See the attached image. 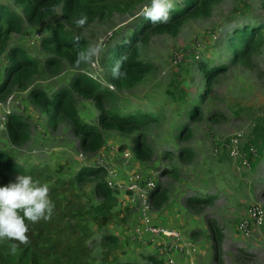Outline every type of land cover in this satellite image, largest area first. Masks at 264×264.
Masks as SVG:
<instances>
[{
	"label": "rangeland",
	"instance_id": "obj_1",
	"mask_svg": "<svg viewBox=\"0 0 264 264\" xmlns=\"http://www.w3.org/2000/svg\"><path fill=\"white\" fill-rule=\"evenodd\" d=\"M173 2L177 5L181 0ZM1 3L19 13L13 0H0ZM145 4L146 2L140 4L130 13L114 12L109 16L96 17L83 28H68L84 38L90 48L102 46V52L94 55L82 71L100 81L104 87L110 86L104 80L107 52L134 28ZM62 22L61 11L57 9L43 27H26L21 34L12 36L9 45L24 49L28 55L42 62L46 55L40 48V38L37 40L36 33L42 36L49 28ZM253 24L262 27L259 49L253 52L245 64L239 62L231 65L227 72L218 76L206 99L200 104L202 116L190 122L189 107L198 102L199 95L205 89L199 65L205 64L210 68L228 64L231 55L226 45L231 32ZM174 57L179 59L176 65L173 63ZM141 60L149 64L151 69L142 84L129 90L109 89L116 96L114 105L120 113L140 110L155 115L158 118L156 123H149L129 136L116 131L105 132L103 149L97 155L86 154L79 148L78 139L71 133L68 123L61 122L57 130L52 131L47 126L46 117L34 107L28 97L30 89L40 88L49 92L66 85L76 71L64 64L58 75L44 72L36 78L29 90L22 92L13 88L0 101V116L9 110L28 118L32 126L31 138L22 149L11 147L6 135L0 134V150L14 149L15 162L24 167L38 165L41 169L50 167L53 171L58 170L59 174H50L49 184H56L58 177L68 180L81 167L95 165L98 156L105 157L120 171L121 177L132 170L149 174L156 186L167 192L166 203L159 209L153 206L154 220L176 228L187 236L194 233L193 241L197 249H200L198 264H264V226L254 229L249 238L241 236L236 228L252 205L264 208L262 1L221 0L214 6L209 18L188 20L176 36H151L141 51ZM6 63L5 56H0V84L4 80ZM8 96L11 97V104L3 106ZM18 105H22L21 108ZM76 105L81 119L96 123L98 112L91 101L76 97ZM192 109L193 107L191 111ZM179 125H188L191 131L188 140L177 139L176 127ZM237 132L242 133V146L256 148V156L249 169L230 161L225 153L213 155L214 139ZM138 135L153 150V157L143 165L138 164L135 159L125 161L122 158L124 152L131 151L133 139ZM119 146L123 150H119ZM182 148L190 150L189 158L179 157L178 152ZM81 153L85 161L79 159ZM45 174L49 173L46 171ZM60 185L58 182L55 188ZM60 189L66 191L65 195L69 200H77L80 205L96 203L92 185L74 191V188L64 184ZM190 198L206 201L187 203ZM61 208L60 213L68 209L65 206ZM130 210L117 206L114 217L101 229L94 222L87 221L90 233L86 248L96 264H99L102 257L112 264H153L148 260L151 253L128 245L127 237L124 240V231L132 227L134 222L135 213ZM209 222H214L222 234L219 261L212 258V242L207 234ZM71 225L73 226L72 221ZM104 234H116L119 241L123 242L122 245L119 243L118 249L109 253L110 256L105 254L108 250L102 243ZM74 235L80 236L79 229L75 230Z\"/></svg>",
	"mask_w": 264,
	"mask_h": 264
},
{
	"label": "trees",
	"instance_id": "obj_2",
	"mask_svg": "<svg viewBox=\"0 0 264 264\" xmlns=\"http://www.w3.org/2000/svg\"><path fill=\"white\" fill-rule=\"evenodd\" d=\"M220 1L181 0L175 5L171 12L172 19L166 24H153L139 15L134 28L130 29L128 34L107 52L104 80L117 90H129L142 84L151 70L150 65L141 60V51L148 44L150 37L163 34L176 36L188 20L209 18L214 6ZM261 1L264 9V0ZM13 2L19 13L5 4H0V56H5L7 62L4 80L0 84V101L13 88L22 92L29 90L36 78L44 72L49 75H58L62 66L67 64L76 72L66 85L49 92L40 88L30 89L28 97L34 107L46 117L47 126L52 131H56L61 122L68 123L71 133L78 139L79 148L86 154L96 155L103 149L105 132L116 131L129 136L145 128L149 123L157 122L158 118L155 115L140 110L124 114L119 112L114 105L116 99L114 92L82 71L88 63L76 66L75 60L78 53L90 47L84 38L68 29L77 28L75 21L82 16L87 17L88 23L96 17L109 16L114 12L130 13L140 4L149 3V0H13ZM57 9L61 11L63 22L55 24L42 34L39 45L46 55L42 62L28 55L24 49L9 45L12 36L21 34L26 27L33 29L43 27ZM261 31L262 27L258 24L234 29L226 45L231 55L229 63L210 68L205 64L199 65L198 69L203 75L205 89L199 95L198 102L189 107L190 122L202 116L200 104L206 99L218 76L227 72L231 65L239 62L245 64L253 52L259 49ZM77 36L79 45L75 44ZM121 56L125 57L124 68L127 75L122 79L113 80L111 71L115 61ZM76 97L93 103L98 112L96 123H88L80 118ZM106 105L110 107L107 108ZM191 107H193L192 111ZM28 120L18 113L7 116L3 134L6 135L11 147L22 149L29 142L32 126ZM176 129L178 140L189 139L191 131L188 125H179ZM122 148L118 147L119 150H123ZM130 152L133 159L141 165L153 157L152 148L140 135L133 139ZM178 153L180 158L190 157V150L187 148L180 149ZM14 156L15 150L12 148L0 150V186L8 184L18 174L31 175L34 180L48 184L51 173L59 174L58 170L53 171L50 167H43V169L38 165L24 167L15 162ZM46 171L49 174L46 175ZM57 180L61 184L59 188L66 184L74 188V191L92 185L96 203L80 205L77 200H69L64 189L55 188L58 182L50 183V198L55 204L51 219L41 220L35 224L30 223L29 242L19 245L14 252L11 250L13 241L0 242V264H96L92 254L88 253L86 248L90 233L87 221L94 222L98 229L107 226L109 220L115 215L114 209L119 206L115 194L107 188L103 181V171L99 168L81 167L68 180L63 177H58ZM150 199L154 208L159 209L167 201V192L156 186ZM194 201L204 203L206 199L190 198L187 203ZM64 206L68 209L60 213L61 207L64 208ZM76 229H79L80 236L74 235ZM207 234L212 242V258L214 261H219L221 231L214 222H209ZM102 243L108 250L105 252L108 256L111 251L119 247L118 238L111 234H104ZM148 260L153 264H160L155 257L150 256ZM99 264H112V262L102 257Z\"/></svg>",
	"mask_w": 264,
	"mask_h": 264
},
{
	"label": "built area",
	"instance_id": "obj_3",
	"mask_svg": "<svg viewBox=\"0 0 264 264\" xmlns=\"http://www.w3.org/2000/svg\"><path fill=\"white\" fill-rule=\"evenodd\" d=\"M41 37L40 33H36L37 40ZM178 62L179 59L174 57L173 63L176 65ZM109 88L113 87L110 85ZM10 96L5 99L3 106L11 104ZM21 106L17 107L21 108ZM12 113L7 110L0 116V134L5 132L7 116ZM241 141V132L214 139L212 141L213 155L219 156L225 153L230 161L241 168L249 169L256 156V148L254 146L244 147ZM122 158L125 161H130L133 159V155L130 151H126ZM79 159L85 161L82 153L79 155ZM88 166L101 169L103 181L107 188L115 194L119 205L134 211L138 223L131 227V234L128 236L130 242L153 246L155 256L161 264H178L174 259L175 254L190 259L187 264L195 263L193 257L196 254V246L190 237L176 228L165 226L154 220L150 195L156 188V183L152 177H149V174L144 175L142 172L132 170L126 172V176L121 177L120 171L101 156L97 157L95 165ZM263 226L264 208L254 204L239 220L236 228L241 236L249 238L254 229H260Z\"/></svg>",
	"mask_w": 264,
	"mask_h": 264
},
{
	"label": "clouds",
	"instance_id": "obj_4",
	"mask_svg": "<svg viewBox=\"0 0 264 264\" xmlns=\"http://www.w3.org/2000/svg\"><path fill=\"white\" fill-rule=\"evenodd\" d=\"M174 7L173 0H149V3L143 6L140 15L153 24H166L172 19L171 12ZM75 23L77 27L83 28L87 23V17L82 16ZM75 44L79 45L78 36ZM101 52L102 46L88 48L78 53L76 66L90 63L92 57ZM124 60L125 57L121 56L115 61L111 71L113 80L122 79L127 75ZM54 210L55 204L50 198L48 183H40L31 175H16L8 184L0 186V242L13 241L11 250L14 252L19 245L29 242V224L51 219Z\"/></svg>",
	"mask_w": 264,
	"mask_h": 264
},
{
	"label": "crops",
	"instance_id": "obj_5",
	"mask_svg": "<svg viewBox=\"0 0 264 264\" xmlns=\"http://www.w3.org/2000/svg\"><path fill=\"white\" fill-rule=\"evenodd\" d=\"M254 160V159H253ZM121 199H123V197H121ZM122 206V205H121ZM123 207V206H122ZM131 211V210H130ZM134 222H133V224H137L138 223V221L136 220V217H135V215H134ZM166 223L168 222V220H166L165 221ZM163 223V222H162ZM164 224V223H163ZM168 224V223H167ZM131 234V227L128 229V230H126V231H124V233H123V236H124V240H125V238L127 237V243H128V245H131L132 247H135V248H137V249H143V250H147L149 253H151V256L152 257H155V248L153 247V246H151V245H147V244H138V243H132V242H130L129 241V239H128V236ZM117 238H118V240H119V237H118V235H116V234H114ZM195 234H193L192 235V233H191V235H188L189 237H190V239L193 241L194 239H193V236H194ZM194 242V241H193ZM119 243L121 244V243H123L121 240L119 241ZM125 244V248H127L126 247V243H124ZM194 244H195V246H196V254L194 255V257H193V260H194V264H198L197 262H198V255H200V249H197V245H196V243L194 242ZM122 245V244H121ZM123 247V246H122ZM124 248V249H125ZM123 249V251H125ZM202 252V251H201ZM174 259L176 260V262L178 263V264H187V262L190 260V259H188V258H185V257H181V256H179V255H174ZM197 259V260H196Z\"/></svg>",
	"mask_w": 264,
	"mask_h": 264
}]
</instances>
